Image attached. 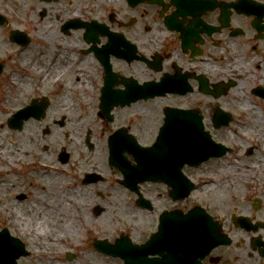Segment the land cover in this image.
<instances>
[{
  "label": "flooded vegetation",
  "instance_id": "obj_1",
  "mask_svg": "<svg viewBox=\"0 0 264 264\" xmlns=\"http://www.w3.org/2000/svg\"><path fill=\"white\" fill-rule=\"evenodd\" d=\"M24 10L29 13L23 15ZM32 16L39 25L50 20L57 29L48 35L44 31L49 26L42 32L39 28L36 46ZM13 30L24 34L27 43L22 47L33 51L29 61L42 65L41 74H32L31 65L16 71L22 48L12 41ZM0 35L5 37L0 40V107L12 106L8 93L17 90L14 80L18 87L89 83L92 89L86 95L92 100H99L105 87L112 94L145 96L128 105L140 108L114 109L109 120L98 109L92 118L85 106L73 119L32 118L21 130L9 128L10 112L3 111L10 145L16 143L13 134L27 133L18 141L21 155L13 161L15 184L0 178L5 199L25 201L40 163L46 169L59 167L72 174L82 195L87 192L97 201L94 207L101 213L96 215L93 207L95 218L106 212L105 198L120 189L130 196L131 208L140 209L141 197L150 201L154 232L164 211L186 214L198 207L203 226L219 238L202 264H264V0H0ZM54 95H49L50 106ZM170 110L177 114L172 119L175 135L166 137L175 138L178 152L184 150L183 137L190 135L193 150L206 149L211 156L194 166L184 161L182 166L180 160L177 173L151 181L138 177L136 157L123 151L118 157L134 172L133 190L128 189L121 165L109 162V135L123 129L138 145L150 147ZM140 120L147 125L145 133L138 128ZM43 121L48 123L40 133L48 142L41 145L37 123ZM69 124L63 135L56 130ZM65 139L77 140L81 148L60 145ZM187 182L195 189L184 196ZM175 188H180L181 199L171 197ZM0 211L9 224L7 209L0 205ZM9 225H4L7 233L16 238ZM20 230L21 245L0 246V264H79L78 255L53 256V250L29 243Z\"/></svg>",
  "mask_w": 264,
  "mask_h": 264
},
{
  "label": "rangeland",
  "instance_id": "obj_2",
  "mask_svg": "<svg viewBox=\"0 0 264 264\" xmlns=\"http://www.w3.org/2000/svg\"><path fill=\"white\" fill-rule=\"evenodd\" d=\"M84 4L88 5L89 2L85 1ZM29 12L28 10H24L22 11L23 15H27ZM19 15V13L17 14ZM32 22H31V29L36 28V32L35 33V37H34V41L36 40L37 42H33V46H36V43L39 42L37 35H39V32H37V30L40 31L41 29L44 30V28L46 26H49L44 33H47L48 35L53 32H57V29L54 27L55 25L51 24L50 20H44L41 21V25L38 24V22L36 21V17L32 16L31 17ZM42 32V31H41ZM2 37V35H0V40L5 41ZM13 51V50H12ZM12 51L10 52L11 55ZM8 54V53H7ZM15 56V55H14ZM13 56V58H14ZM9 64L13 65V60L9 61ZM86 87H84V89L79 90V89H73L70 92H67V88L65 86H63L65 89H62L63 87H59V88H44L43 86H34L33 84L31 85V87H20L17 88V90H12L10 93H8V96L11 98L12 100V107H17L19 108L22 104L25 103L28 104L30 103L31 99L34 97H39L42 95H47L48 96L54 92V96H52L51 98L53 99V104L50 106V109L46 115V117L49 118H61L62 116L67 117V119H73L75 118L76 114H81L82 108L83 107H87L88 113L87 115L91 116L92 118H95L93 116L92 113H95L96 109L99 108V100H92L90 98L87 97L86 94H88L92 89V85H90L89 83H87L85 85ZM60 94H67V95H71L70 98H68L67 101H63V98L61 97L62 95ZM74 94V95H72ZM79 96H78V95ZM84 95V97H83ZM34 96V97H33ZM73 96V97H72ZM78 97V98H77ZM18 100V101H17ZM16 103V104H15ZM68 104V105H67ZM140 108V105H136V106H132V107H128L125 110L128 109H138ZM10 111V109H3L2 106L0 107V114L1 111ZM95 110V111H94ZM121 110V109H119ZM88 122V120L86 121ZM48 123V121H43V123H37V129H39V135L41 136L40 133V128L44 127L46 124ZM92 126H96L93 125L94 122L92 121ZM85 124V123H84ZM82 124V125H84ZM32 125V124H31ZM72 124L67 125L64 129L62 128H57L56 130L58 131V133L60 135L65 134V131L71 129ZM146 126L145 124H143V120L139 121V129H143L144 133L146 131ZM2 128L0 129V137L2 139V141L7 142L6 138L10 137L11 134H7L6 131H3L2 133ZM25 132V131H23ZM22 132V133H23ZM16 133V132H14ZM15 140L19 141L22 137H25V135H27V133H23V134H13ZM40 144L44 145V143H47L48 141L45 139H42V136L40 137ZM21 141V140H20ZM59 141V140H57ZM60 145H66L68 147H70V149H74V150H78L81 148V144L80 142H78L77 140H74L73 142H71L70 140H61L59 141ZM97 154V153H96ZM98 158V155H97ZM75 161L77 160L76 155L72 158ZM100 161V158L97 159V162ZM7 167L5 168L3 167V172L1 175V180H9L8 183H12L15 184V180L17 178V176L13 173L14 169L12 167V165H6ZM104 172L107 173V171L105 169H103ZM37 174L35 176V181L34 184L28 188L27 193L28 196L25 199V201L19 203L20 206V211L22 212V214L24 215V219L22 222V225H24L23 229L27 228L26 223L29 221L30 222V214L28 213V209L26 208V205L28 206H33L32 204L36 203V199H39L40 195L39 193L44 194L43 192L45 191L46 187L45 186V181L54 178L57 174L60 175L62 177V185L65 182L66 185H70V186H75L74 178L72 177V174H69V171L67 173H65L64 170H61L59 167H53L52 169H42L41 167H38V170L36 171ZM55 172V176L54 175ZM42 176H44L42 178ZM44 181V182H43ZM4 186V184H3ZM3 186L1 187L3 189ZM77 186V185H76ZM0 188V205L1 208H3L4 210H6L8 208V206H10L7 210V213L9 211V209L11 208L12 205H9L11 202H15L14 201V197H11L9 199H5L7 197V194H1L2 189ZM44 188V189H43ZM77 192H79L81 194L80 197V201L83 202L84 206H83V211L85 212V215L87 217V220L89 222V226L87 228L86 232H80V235L77 236L75 238V242L72 241L73 239H70L66 242H59L58 244H56L55 247H53L52 245H49V250H53L52 251V255H63L65 250L68 251H72L75 255H78V263L80 264L82 262V260H92V259H102V257L104 258L103 260L107 263V264H120V262L118 261V259H114L113 261L110 260V258L105 259V256H102L101 254H97L93 247L91 246V241L93 238H107L108 240L112 241L113 238L120 236L121 234H123L124 232H126L127 235L130 236V239L135 242H143L142 240H144V238L148 237L151 233H153L154 231V227L156 225V219H155V213L153 215V213H149L147 211L145 212H141L142 213V223H141V216L139 215L140 213L138 212H134V211H138L135 210L133 207L131 208L129 205L132 203L128 197L130 198V196L124 192L122 189L119 190L118 193H113L112 196H110L109 198H105L106 202V212L102 215H100V217L95 218L92 215L91 209L94 207V203H96L97 201L94 199V197L86 195L85 193L83 194L85 198H83L82 193L84 192L79 186L76 187ZM15 193H17V190L15 191ZM196 200V196L193 195L192 197V201L195 202ZM6 208V209H5ZM140 212V211H139ZM0 217L4 216V213L2 211H0ZM132 214V215H131ZM48 218H46L47 220ZM7 218H0V229L7 227L9 224L10 226V231L12 233V235L14 236H19L16 229H19V226H14L12 223L9 222V224L6 223ZM44 221L45 222V226L44 224L41 225L40 228L48 230L50 229V226L48 225L49 222L47 220ZM43 222V221H42ZM7 225V226H4ZM44 227V228H43ZM22 229V230H23ZM79 229V227L76 228V230ZM83 229V228H82ZM24 236V235H22ZM20 237V236H19ZM27 237V236H25ZM116 239V238H115ZM30 243H33L29 240ZM34 246L30 245V249L32 250ZM66 247V249H65ZM47 250V251H49ZM34 251V250H32ZM84 256H88L90 258H86L84 259ZM97 264H103V262H98Z\"/></svg>",
  "mask_w": 264,
  "mask_h": 264
},
{
  "label": "bare ground",
  "instance_id": "obj_3",
  "mask_svg": "<svg viewBox=\"0 0 264 264\" xmlns=\"http://www.w3.org/2000/svg\"><path fill=\"white\" fill-rule=\"evenodd\" d=\"M21 51L17 66L24 70L31 65L32 74H41L43 72L42 65L29 61L30 57L33 56V51L25 49ZM44 80L45 76H42L40 81L43 82ZM14 82L18 87L19 82H16V80ZM85 85L67 86V92L73 89L82 90L86 87ZM68 96L67 94H63L61 97L65 100ZM25 141L27 140L25 139ZM20 155V147L17 144L12 142L10 145L0 138V169L2 166L6 168V165L9 164L11 166L14 159ZM45 186L44 194L39 193L40 197L36 199V203L32 204L33 206L26 205L30 214V222L26 223V229L20 230V234L27 236L31 242L36 245L39 244L43 249H49V245L55 247L59 242H66L70 239H73L72 241L75 242V238L80 235V232H86L89 226V222L83 211L84 204L80 201L81 194L77 192L75 187L66 185L65 182L62 185V177L58 174L50 179V182ZM11 205L7 213L10 222L14 226L22 224L24 215L20 211V205L16 202H12ZM139 215L141 216L140 220L142 223L143 216L142 214ZM46 218H48V225L50 226L48 230L40 228L42 224L45 226L44 221ZM77 227L79 229L76 230ZM86 258L90 257L86 256L84 259ZM99 261L107 264L103 259L98 258L82 260V264H97Z\"/></svg>",
  "mask_w": 264,
  "mask_h": 264
},
{
  "label": "water",
  "instance_id": "obj_4",
  "mask_svg": "<svg viewBox=\"0 0 264 264\" xmlns=\"http://www.w3.org/2000/svg\"><path fill=\"white\" fill-rule=\"evenodd\" d=\"M130 99L129 97L117 98L115 105L121 104L125 105ZM106 101L103 102L102 109L104 112L109 111L112 108V105L106 104ZM47 109V100L43 99L42 102L38 103L36 100H32L31 105L25 107L21 111L14 114L12 120H22L28 119L32 114L35 115V118H43L45 115V110ZM165 129L162 128V131ZM162 134L159 136L157 143L155 145L163 146ZM116 138H112V142L115 143ZM153 149V148H152ZM201 158L204 157V153L200 152L198 154ZM196 154H191L190 152L184 153V159L186 162L192 164L196 157ZM168 156L164 155L161 159H167ZM178 223L176 230H169L163 226L167 222ZM166 219V215L162 217L163 224L160 226V233L153 235L148 242L143 246H132L126 238L117 239L115 244H108L105 242H95L99 251H103L109 254H115L119 256L125 264H175V261L181 260L186 261V250L187 248L192 247L194 254V263L191 264H200L198 258L202 257L203 246L206 244V240L203 235L200 233L199 228V217L195 212H191L185 217L180 215H175L172 219ZM165 227V228H164ZM167 233V234H166ZM212 237V236H211ZM7 242V241H6ZM11 243V240H9ZM15 242V241H13ZM8 243V242H7ZM129 251H135L134 254L128 253ZM165 253L169 256V253L177 255L176 260H171L170 257L166 260L155 261L153 259H148V255L159 254L165 256ZM164 258V257H163ZM133 263V261H135ZM187 264V261H186Z\"/></svg>",
  "mask_w": 264,
  "mask_h": 264
}]
</instances>
